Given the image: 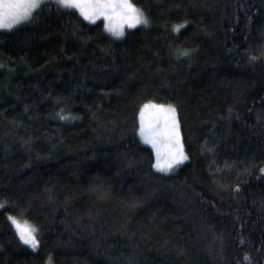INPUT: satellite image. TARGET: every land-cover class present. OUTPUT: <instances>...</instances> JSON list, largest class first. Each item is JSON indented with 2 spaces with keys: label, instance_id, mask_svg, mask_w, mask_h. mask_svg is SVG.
<instances>
[{
  "label": "trees",
  "instance_id": "trees-1",
  "mask_svg": "<svg viewBox=\"0 0 264 264\" xmlns=\"http://www.w3.org/2000/svg\"><path fill=\"white\" fill-rule=\"evenodd\" d=\"M130 2L121 35L52 2L0 29V264H264V0Z\"/></svg>",
  "mask_w": 264,
  "mask_h": 264
},
{
  "label": "snow or ice",
  "instance_id": "snow-or-ice-1",
  "mask_svg": "<svg viewBox=\"0 0 264 264\" xmlns=\"http://www.w3.org/2000/svg\"><path fill=\"white\" fill-rule=\"evenodd\" d=\"M42 3L43 0H0V28H12L14 25L29 20L33 14V10H38ZM56 3L61 7L77 9L89 21L95 20L97 16H103L105 18V28L112 31L115 35L122 34L124 24H128L131 27L137 23L147 24L149 22L143 15V12L132 4L130 0H56ZM174 27L179 28V25H175ZM147 109L164 110V106L147 101L141 106L139 112L140 127L138 131L146 141L152 143L156 150L154 167L167 169L172 164L186 159L182 151V145L180 144V133L178 121L175 118V108L168 106L165 110L171 114V125L167 133L166 156L161 155V149L157 144L151 124L145 122V111ZM260 171L264 172V168H261ZM236 187L239 188V185H236ZM9 218L15 225L20 239L35 248L38 241L34 234V227L27 225V222L21 224L15 217L10 216ZM245 258H248L247 253L245 254Z\"/></svg>",
  "mask_w": 264,
  "mask_h": 264
},
{
  "label": "rangeland",
  "instance_id": "rangeland-1",
  "mask_svg": "<svg viewBox=\"0 0 264 264\" xmlns=\"http://www.w3.org/2000/svg\"><path fill=\"white\" fill-rule=\"evenodd\" d=\"M48 2L56 3V0H43L42 5L45 4V3H48ZM35 11L36 10H33V14H34ZM138 24H142V23H137L135 25H138ZM135 25H133V26H135ZM15 26L16 25H14L13 27H15ZM0 29H11V28H0ZM167 108L168 107L165 106L164 110L158 109L156 111L155 117L151 118L152 123H150V124H151L152 130H153V132L155 134H156L157 130L162 131L161 132V138L164 136V133H166V134L168 133V130H169L170 125H171V114L168 113L167 111H165ZM176 120H177V118H176ZM146 123H149V121H147ZM155 139L157 140V136L156 135H155ZM163 150L167 151V148H165ZM182 151L185 154L183 147H182ZM162 156H164V155H162ZM184 161H185V159L180 160L177 163L172 164L171 167H169L167 169H164V168H157V169L159 171L163 172V173L170 174L172 172H175L177 170V167L180 166Z\"/></svg>",
  "mask_w": 264,
  "mask_h": 264
}]
</instances>
